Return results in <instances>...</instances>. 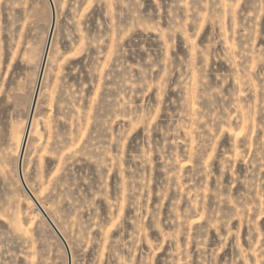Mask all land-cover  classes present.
<instances>
[{
	"label": "rangeland",
	"instance_id": "1",
	"mask_svg": "<svg viewBox=\"0 0 264 264\" xmlns=\"http://www.w3.org/2000/svg\"><path fill=\"white\" fill-rule=\"evenodd\" d=\"M0 264H264V0H0Z\"/></svg>",
	"mask_w": 264,
	"mask_h": 264
},
{
	"label": "water",
	"instance_id": "2",
	"mask_svg": "<svg viewBox=\"0 0 264 264\" xmlns=\"http://www.w3.org/2000/svg\"><path fill=\"white\" fill-rule=\"evenodd\" d=\"M54 27H55V15H53L52 24H51V30L49 32V36H48V39H47V42H46V46H45V50H44V56H43V60H42V64H41V71H40V74H39V77H38L37 91H36V95L34 97V102H33L31 113L29 115V119H28V123H27V133H29L30 127H31V124H32L33 115H34V112H35V107H36V102H37L36 99L38 98V91H39V88H40V83L42 81V76H43L42 74H43L45 63H46V59H47V56H48V53H49ZM26 136H28V134ZM23 156L24 155H21V158H20V161H19L20 181H21L24 189L26 190V192H27V190L29 191V192H27L28 195L40 207L39 202L35 198L32 197V192L30 191V189L28 188L27 184L24 181V178L22 177L23 176V172H22V166H23L22 157ZM40 210H41L42 213H44V210L41 207H40Z\"/></svg>",
	"mask_w": 264,
	"mask_h": 264
},
{
	"label": "bare ground",
	"instance_id": "3",
	"mask_svg": "<svg viewBox=\"0 0 264 264\" xmlns=\"http://www.w3.org/2000/svg\"><path fill=\"white\" fill-rule=\"evenodd\" d=\"M54 2V1H53ZM52 5H55V3H53ZM56 22V21H55ZM51 24V23H50ZM50 26L51 25H49L48 27H49V29H50ZM49 29H48V32H47V38H46V41H47V39H48V34H49ZM52 42V41H51ZM45 46H46V42H45ZM45 46H44V50H45ZM44 50H43V54H42V58H41V63L40 64H42V59H43V56H44ZM48 57V56H47ZM48 59V58H47ZM47 62V61H46ZM43 75V74H42ZM36 82H37V80H36ZM41 84V83H40ZM36 87V86H35ZM34 91H36L35 90V88H34ZM40 91V90H39ZM39 97V96H38ZM33 99H34V92H33V95H32V101H33ZM38 99V98H37ZM32 101H31V104H30V108H31V106H32ZM37 103H38V100H37ZM37 103H36V106H37ZM37 108V107H36ZM32 109V108H31ZM28 111H30V110H28ZM28 116H29V114H28ZM34 116V115H33ZM34 118V117H33ZM33 121V120H32ZM27 123H28V120H26V123H25V127H24V132H23V135H22V139H21V144H20V150H19V153H18V159H19V157L21 158V155H24L25 154V150H26V146H27V142H28V139H29V135H30V132H31V127H32V124H31V127H30V131H29V133H27ZM24 134H25V136L28 134V136H26L25 137V139H26V143L25 144H23V148H22V150H21V146H22V140H23V136H24ZM23 158H24V156L22 157V164H23ZM23 167V166H22ZM20 168V167H19ZM19 175H20V173H19ZM23 177V176H22ZM25 177V176H24ZM23 177V178H24ZM24 181H26L25 180V178H24ZM26 183V182H25ZM28 185V184H27ZM29 187V186H28ZM30 190H31V188H30ZM32 191V190H31ZM25 192H26V190H25ZM27 192H29L28 190H27ZM26 192V193H27ZM34 193V192H33ZM32 193V197L33 198H35L37 201L39 200L38 199V197L35 195V194H33ZM29 198L32 200V198L29 196ZM40 201V200H39ZM41 205H42V203H41ZM40 205V206H41ZM42 207V206H41ZM44 207V206H43ZM39 209V208H38ZM43 209H45V208H43ZM46 210V209H45ZM45 212H47V211H45ZM40 213V212H39ZM42 214V213H41ZM47 214H48V212H47ZM50 218H51V216H50ZM55 230H57V229H55ZM60 233V232H59ZM59 235V234H58ZM62 235V234H61ZM60 237V236H59ZM60 238H62V237H60ZM63 238H64V236H63ZM65 239V238H64ZM71 255V254H70Z\"/></svg>",
	"mask_w": 264,
	"mask_h": 264
}]
</instances>
